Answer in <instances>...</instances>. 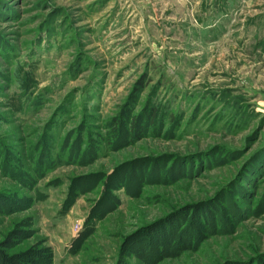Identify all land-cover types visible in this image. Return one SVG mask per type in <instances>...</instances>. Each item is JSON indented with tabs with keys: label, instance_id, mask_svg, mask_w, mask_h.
<instances>
[{
	"label": "rangeland",
	"instance_id": "1",
	"mask_svg": "<svg viewBox=\"0 0 264 264\" xmlns=\"http://www.w3.org/2000/svg\"><path fill=\"white\" fill-rule=\"evenodd\" d=\"M0 253L264 264V0H0Z\"/></svg>",
	"mask_w": 264,
	"mask_h": 264
},
{
	"label": "trees",
	"instance_id": "2",
	"mask_svg": "<svg viewBox=\"0 0 264 264\" xmlns=\"http://www.w3.org/2000/svg\"><path fill=\"white\" fill-rule=\"evenodd\" d=\"M154 115H156V112L155 111H154V114H153V118H154ZM153 118H152V120H153ZM0 259H4L2 253H0Z\"/></svg>",
	"mask_w": 264,
	"mask_h": 264
}]
</instances>
